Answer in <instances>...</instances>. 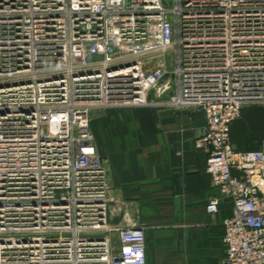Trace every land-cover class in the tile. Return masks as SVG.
<instances>
[{"label":"built area","instance_id":"2783aa9c","mask_svg":"<svg viewBox=\"0 0 264 264\" xmlns=\"http://www.w3.org/2000/svg\"><path fill=\"white\" fill-rule=\"evenodd\" d=\"M252 106L264 0H0V264H146L145 228L109 227L91 114L156 107L204 116L222 264H264V138L230 134Z\"/></svg>","mask_w":264,"mask_h":264},{"label":"crops","instance_id":"0c3cea01","mask_svg":"<svg viewBox=\"0 0 264 264\" xmlns=\"http://www.w3.org/2000/svg\"><path fill=\"white\" fill-rule=\"evenodd\" d=\"M100 120L113 123L106 143L101 146L98 137L97 146L111 172L109 227H144L146 264H222V222L232 216V204L222 200L216 214L206 211L218 192L206 173V154L195 147L205 135L202 113L166 107L109 110ZM230 134L235 151H246L251 140L259 144L264 107L245 108Z\"/></svg>","mask_w":264,"mask_h":264},{"label":"rangeland","instance_id":"374dc122","mask_svg":"<svg viewBox=\"0 0 264 264\" xmlns=\"http://www.w3.org/2000/svg\"><path fill=\"white\" fill-rule=\"evenodd\" d=\"M171 58V56H169L168 57V60ZM158 61H160L161 62V60H158ZM104 114H106V112H100V111H97V112H93L92 114H91V116H92V125H91V127H92V129H94L95 130V134H96V137H95V140H94V146H95V148L97 149V151H98V148H97V146L99 145V144H102L101 146H103V144H105L106 142L104 141V136H105V133H112L113 132V128H112V125H113V123H111V124H107V121L106 122H104V121H102V120H100V117L101 116H103ZM98 137L100 138L101 137V139H102V141L100 140V142H99V144H98ZM256 142H252V141H249V142H247V143H245V145H244V147L246 148V149H252V148H254L256 145H254ZM104 147H105V145H104ZM108 147H109V145H108ZM107 147V148H108ZM110 148V147H109ZM102 156V155H101ZM103 157V156H102ZM103 159L106 161V162H109V160H108V157H103Z\"/></svg>","mask_w":264,"mask_h":264},{"label":"trees","instance_id":"16d2710c","mask_svg":"<svg viewBox=\"0 0 264 264\" xmlns=\"http://www.w3.org/2000/svg\"><path fill=\"white\" fill-rule=\"evenodd\" d=\"M252 141V140H251ZM253 142V141H252ZM259 144H260V142H259ZM259 144L257 143H255L254 145H256L254 148H252V149H246V151H251V150H255V149H257L258 147H259Z\"/></svg>","mask_w":264,"mask_h":264}]
</instances>
